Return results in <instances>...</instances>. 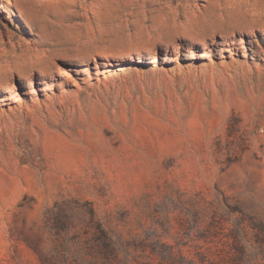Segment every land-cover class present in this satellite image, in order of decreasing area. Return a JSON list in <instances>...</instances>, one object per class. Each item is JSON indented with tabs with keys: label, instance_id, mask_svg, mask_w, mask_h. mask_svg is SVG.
I'll use <instances>...</instances> for the list:
<instances>
[{
	"label": "rangeland",
	"instance_id": "rangeland-1",
	"mask_svg": "<svg viewBox=\"0 0 264 264\" xmlns=\"http://www.w3.org/2000/svg\"><path fill=\"white\" fill-rule=\"evenodd\" d=\"M0 264H264V0H0Z\"/></svg>",
	"mask_w": 264,
	"mask_h": 264
},
{
	"label": "bare ground",
	"instance_id": "bare-ground-1",
	"mask_svg": "<svg viewBox=\"0 0 264 264\" xmlns=\"http://www.w3.org/2000/svg\"><path fill=\"white\" fill-rule=\"evenodd\" d=\"M4 1H5L6 3H10V0H4ZM58 75H59V76H60V75H64V73H59Z\"/></svg>",
	"mask_w": 264,
	"mask_h": 264
}]
</instances>
